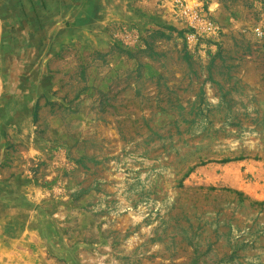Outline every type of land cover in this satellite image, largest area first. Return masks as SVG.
I'll use <instances>...</instances> for the list:
<instances>
[{
	"label": "rangeland",
	"instance_id": "rangeland-1",
	"mask_svg": "<svg viewBox=\"0 0 264 264\" xmlns=\"http://www.w3.org/2000/svg\"><path fill=\"white\" fill-rule=\"evenodd\" d=\"M76 1L0 0V264H264V0Z\"/></svg>",
	"mask_w": 264,
	"mask_h": 264
},
{
	"label": "crops",
	"instance_id": "crops-1",
	"mask_svg": "<svg viewBox=\"0 0 264 264\" xmlns=\"http://www.w3.org/2000/svg\"><path fill=\"white\" fill-rule=\"evenodd\" d=\"M32 1H36V0H32ZM37 1H50V2L57 3V6H59V14L56 16V18H58V19H61V17L62 18L73 17L77 21L83 20V19H85L84 17L87 15V11H88V8H79V5L78 6L71 5V4H73L72 2H77L76 0H37ZM69 1H70V3H69ZM63 2H65V3H63ZM118 2H119V0L117 2H115V4L113 3L112 5H118ZM116 14L117 13H115V15ZM109 16H114V15H113V13H111V14L107 13L106 14V10H105L103 12V14L102 13L100 14V20H97V22L93 23V25H91V28L93 30H96V32H100V33L102 31H105V29L107 27L105 17H109ZM0 105H2V100L0 101ZM0 110H1V107H0ZM21 123H23V124H21ZM9 126H13V127L24 126V127H26V126H28V118L26 116L23 121H21L19 118L14 119Z\"/></svg>",
	"mask_w": 264,
	"mask_h": 264
}]
</instances>
